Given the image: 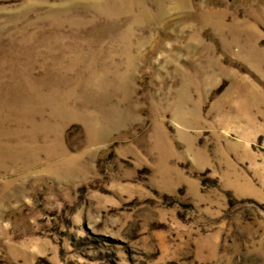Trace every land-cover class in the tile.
Here are the masks:
<instances>
[{"label": "rangeland", "instance_id": "rangeland-1", "mask_svg": "<svg viewBox=\"0 0 264 264\" xmlns=\"http://www.w3.org/2000/svg\"><path fill=\"white\" fill-rule=\"evenodd\" d=\"M0 264H264V0H0Z\"/></svg>", "mask_w": 264, "mask_h": 264}]
</instances>
